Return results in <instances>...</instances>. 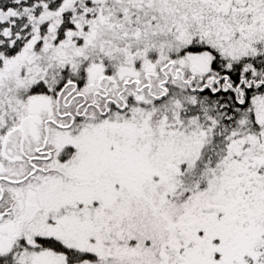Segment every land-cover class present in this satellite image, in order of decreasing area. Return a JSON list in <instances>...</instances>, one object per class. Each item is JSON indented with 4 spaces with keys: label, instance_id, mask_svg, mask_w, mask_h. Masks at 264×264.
<instances>
[{
    "label": "snow or ice",
    "instance_id": "1",
    "mask_svg": "<svg viewBox=\"0 0 264 264\" xmlns=\"http://www.w3.org/2000/svg\"><path fill=\"white\" fill-rule=\"evenodd\" d=\"M0 264H264V0H0Z\"/></svg>",
    "mask_w": 264,
    "mask_h": 264
}]
</instances>
